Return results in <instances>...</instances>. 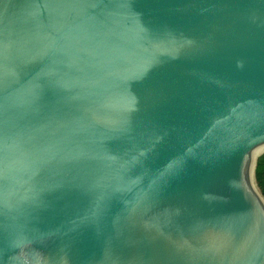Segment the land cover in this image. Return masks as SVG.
Here are the masks:
<instances>
[{"label":"water","instance_id":"1","mask_svg":"<svg viewBox=\"0 0 264 264\" xmlns=\"http://www.w3.org/2000/svg\"><path fill=\"white\" fill-rule=\"evenodd\" d=\"M0 92L4 264H264V0H0Z\"/></svg>","mask_w":264,"mask_h":264},{"label":"trees","instance_id":"2","mask_svg":"<svg viewBox=\"0 0 264 264\" xmlns=\"http://www.w3.org/2000/svg\"><path fill=\"white\" fill-rule=\"evenodd\" d=\"M255 178L259 188L264 194V154L260 156L255 167Z\"/></svg>","mask_w":264,"mask_h":264},{"label":"snow or ice","instance_id":"3","mask_svg":"<svg viewBox=\"0 0 264 264\" xmlns=\"http://www.w3.org/2000/svg\"><path fill=\"white\" fill-rule=\"evenodd\" d=\"M0 101H2V92H0ZM243 164L246 167V165H247V160L246 159H244ZM0 168H2V163H0ZM5 183H6V180H5V177L3 175V172L0 171V189L3 188ZM244 186L246 187V180L244 182ZM0 262H3V264H4L3 248H0Z\"/></svg>","mask_w":264,"mask_h":264}]
</instances>
